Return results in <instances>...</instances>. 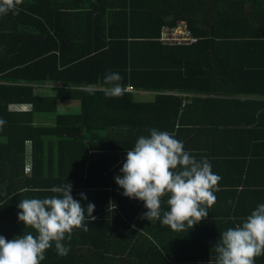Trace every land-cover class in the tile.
Listing matches in <instances>:
<instances>
[{
	"label": "trees",
	"instance_id": "trees-1",
	"mask_svg": "<svg viewBox=\"0 0 264 264\" xmlns=\"http://www.w3.org/2000/svg\"><path fill=\"white\" fill-rule=\"evenodd\" d=\"M19 7L0 16V236H35L18 219L20 200L58 195L50 189L71 183L74 199L95 205V219L85 210L88 231L74 229L63 241L69 254L60 257L53 243L40 264H216L221 233L264 204V180H255L264 173L257 151L264 0H23ZM183 21L199 42L163 43L164 28ZM109 72L123 77V96H105ZM139 93L150 98L139 101ZM62 104L68 112L59 114ZM153 128L206 158L221 178L215 204L194 228L177 232L143 219L145 203L115 182L127 151Z\"/></svg>",
	"mask_w": 264,
	"mask_h": 264
},
{
	"label": "clouds",
	"instance_id": "clouds-1",
	"mask_svg": "<svg viewBox=\"0 0 264 264\" xmlns=\"http://www.w3.org/2000/svg\"><path fill=\"white\" fill-rule=\"evenodd\" d=\"M22 2L0 0V16L9 12L18 15ZM122 80L119 73L104 76L103 82L109 85L107 98L124 95ZM4 123L0 120V126ZM149 131V136L139 137L134 148L127 151L123 175L115 176V182L125 197L145 203L148 211L143 219L159 220L177 232L186 226L194 228L215 204L214 191L220 190L221 178L212 172L206 158L198 161L174 135L155 128ZM50 191L58 195L20 200L18 219L26 228H33L36 235L24 232L12 240L0 236V264H40L53 243L57 254L66 257L71 250L63 243L66 236L70 240L74 229L88 231L83 223L85 210L94 217L95 205L89 203L85 208L74 199L71 183L54 186ZM166 195L169 210L161 216V200ZM80 196L87 199L84 193ZM213 251L217 253L216 264H254L257 256L264 255V204L258 205L241 224L222 232Z\"/></svg>",
	"mask_w": 264,
	"mask_h": 264
},
{
	"label": "built area",
	"instance_id": "built-area-1",
	"mask_svg": "<svg viewBox=\"0 0 264 264\" xmlns=\"http://www.w3.org/2000/svg\"><path fill=\"white\" fill-rule=\"evenodd\" d=\"M200 38L195 37L189 30L186 22H180L176 28L165 27L161 41L170 45H194L199 42Z\"/></svg>",
	"mask_w": 264,
	"mask_h": 264
},
{
	"label": "crops",
	"instance_id": "crops-1",
	"mask_svg": "<svg viewBox=\"0 0 264 264\" xmlns=\"http://www.w3.org/2000/svg\"><path fill=\"white\" fill-rule=\"evenodd\" d=\"M139 95H141V97H138L139 98V101L146 100V99H149L150 98L149 97L150 95L147 94V93H139ZM29 110L30 109L28 107H20L19 109H16L15 111H18V112H28ZM258 135L263 136L264 135V131L263 132H258ZM253 149H256V148H253ZM257 151L260 152V153H264V144H260L258 146V150ZM255 180L256 181L264 180V173H261L260 175H255ZM220 217L226 218L227 217V214L225 215L223 213V214L220 215ZM234 217H233V221H236V219H234ZM241 217H243V216H241ZM238 219L240 220V218H238ZM202 222H203V220H202Z\"/></svg>",
	"mask_w": 264,
	"mask_h": 264
},
{
	"label": "rangeland",
	"instance_id": "rangeland-1",
	"mask_svg": "<svg viewBox=\"0 0 264 264\" xmlns=\"http://www.w3.org/2000/svg\"><path fill=\"white\" fill-rule=\"evenodd\" d=\"M20 107H16V108H14V109H19ZM71 109H72V111L73 112H75V113H78L79 111H80V107H76V108H73V107H71ZM66 112H68L67 111V109H66V106L65 105H61L60 106V108H59V114H64V113H66ZM57 117V115H47L46 116V118H50V120H51V118H56ZM55 122V121H54ZM53 122V123H54ZM0 141H2L1 139H0Z\"/></svg>",
	"mask_w": 264,
	"mask_h": 264
}]
</instances>
